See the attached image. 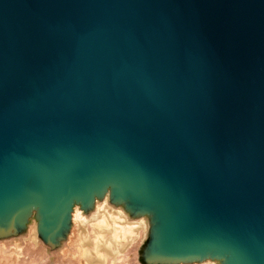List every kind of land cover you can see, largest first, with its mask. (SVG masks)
I'll return each mask as SVG.
<instances>
[{
    "label": "water",
    "instance_id": "1",
    "mask_svg": "<svg viewBox=\"0 0 264 264\" xmlns=\"http://www.w3.org/2000/svg\"><path fill=\"white\" fill-rule=\"evenodd\" d=\"M109 182L162 255L264 264V0H0V228Z\"/></svg>",
    "mask_w": 264,
    "mask_h": 264
},
{
    "label": "bare ground",
    "instance_id": "2",
    "mask_svg": "<svg viewBox=\"0 0 264 264\" xmlns=\"http://www.w3.org/2000/svg\"><path fill=\"white\" fill-rule=\"evenodd\" d=\"M41 220L39 207L30 205L23 219L24 233L0 237V264H35L26 257L24 244L28 243V248L38 245ZM67 223L58 247V256L69 260L66 264H130L131 251L152 235L157 215L153 207H140L129 196H116L109 182L93 190L87 201L73 198ZM226 259L227 255L207 250L171 264H227Z\"/></svg>",
    "mask_w": 264,
    "mask_h": 264
},
{
    "label": "rangeland",
    "instance_id": "3",
    "mask_svg": "<svg viewBox=\"0 0 264 264\" xmlns=\"http://www.w3.org/2000/svg\"><path fill=\"white\" fill-rule=\"evenodd\" d=\"M0 228V237L12 238L20 236L24 233L22 225H17V228L9 229V225ZM156 227L153 228V233L144 242H140L132 251L130 264H171L176 263L177 258L164 256L157 251L156 245ZM14 229L15 231H13ZM68 229L67 220L63 222L60 230L55 236H47L43 230L41 223L39 224V240L38 245L28 248V243H25L26 257L35 260V264H66L69 260L62 259L58 256V247L60 242L65 236V232ZM153 250V251H152ZM152 252L158 254V257H152Z\"/></svg>",
    "mask_w": 264,
    "mask_h": 264
}]
</instances>
